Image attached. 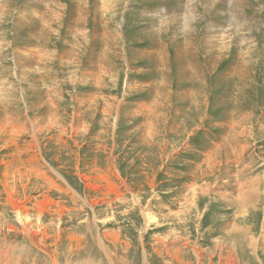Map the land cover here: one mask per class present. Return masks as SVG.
I'll list each match as a JSON object with an SVG mask.
<instances>
[{
	"label": "rangeland",
	"instance_id": "obj_1",
	"mask_svg": "<svg viewBox=\"0 0 264 264\" xmlns=\"http://www.w3.org/2000/svg\"><path fill=\"white\" fill-rule=\"evenodd\" d=\"M0 5V115L22 131L5 155L52 179L16 199L29 225L51 200L58 264H264V0ZM9 225L0 207L7 264H52Z\"/></svg>",
	"mask_w": 264,
	"mask_h": 264
},
{
	"label": "bare ground",
	"instance_id": "obj_2",
	"mask_svg": "<svg viewBox=\"0 0 264 264\" xmlns=\"http://www.w3.org/2000/svg\"><path fill=\"white\" fill-rule=\"evenodd\" d=\"M1 7L2 6L0 5V8ZM160 18L164 19L166 17L160 16ZM167 20H169V19H167ZM167 20H164V21H167ZM36 57L38 60L40 59V57H38V56H36ZM30 60L31 59H28V58L26 59V61H30ZM2 116L3 115H0V153H3V155H5V152L9 151L10 143H12L14 141V144H15L16 140L21 136L22 131H20L21 126L19 124H17V123H12V124L8 123L7 124V120H5L6 118L5 117L2 118ZM33 124H34L33 128H35L34 129L35 131H33V137L35 140H38V133L36 132V125L34 122H33ZM27 157L30 159L28 161L24 162L22 160L21 153H20V151H18V149H15V151L13 152V155H10V156L5 155V157L3 159H1V156H0V201H2L0 207L1 208L7 207V206L12 207V209H13L16 217H17V226H18V227H14V225H9L8 228H6L4 230H6L7 233L10 232V233H14V234H16V233H22V234L24 233L25 234V229H26L27 230V236H28V239L26 238V240L28 242L30 240L31 243L34 242V244L37 245L41 249V251H44V253L51 258L52 264H58V260L56 258L57 256L54 255L53 252H50L49 247H47L48 245H46L47 238H46V235H44L46 231H44L43 228L40 227V224H42L43 215L46 212L48 214V212L51 210L47 206V204L50 203L51 200L47 197L41 198V199H39L38 197L36 199L34 198V200L36 201L37 207H38L37 219L39 221V224L38 223H36V224L32 223L31 225H29L27 223V220L30 217V215H29L30 213L28 212V210L26 209L24 204L21 201L16 199L17 195L19 196L20 192L25 193V190H27V188L31 184H33V182L36 184V186L34 188H32L30 191L31 192L37 191L38 185L41 183V182L38 183L37 180H44L45 182L48 181L50 184H53L52 179L50 177H48V175L45 172L38 169V166H41L40 156L35 154V152L33 150V153L28 155ZM98 178L100 180H102L103 182L107 183L106 188H107L108 192L113 193V183H112L113 181H112V179L109 176L105 177L103 175H100ZM20 188H22V191L20 190ZM3 202L5 203V205ZM62 210H64V209H62ZM148 219H152V216L149 215ZM31 243L28 244V246H24V248L22 250H18V251L16 250L19 253V256H20V258H22V260H23V257H22L23 251L26 253V255H28V257H27L28 262H29L30 253H27L26 250H30L33 252L36 251L35 249H33V245ZM4 246H5V244H4ZM0 248H2V247H0ZM5 250H6V248H5ZM4 253H6V252L3 251V253H0V254H2V255H0V264L1 263L7 264V262L4 260V257H5ZM37 253H41V252L38 250ZM229 257H230V259H228L227 264H235L236 263L235 262V258H236L235 254L230 252ZM12 258H14V257L12 256ZM16 259H14V260H16ZM199 260H202V259H199ZM25 262H26V260H25ZM33 262H34V264H36L35 259L33 260Z\"/></svg>",
	"mask_w": 264,
	"mask_h": 264
}]
</instances>
